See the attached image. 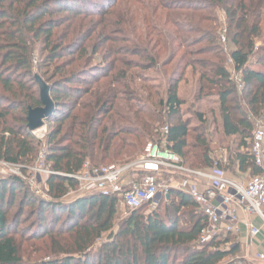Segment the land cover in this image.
I'll return each instance as SVG.
<instances>
[{"label": "trees", "instance_id": "1", "mask_svg": "<svg viewBox=\"0 0 264 264\" xmlns=\"http://www.w3.org/2000/svg\"><path fill=\"white\" fill-rule=\"evenodd\" d=\"M160 1L167 12L160 22L171 25L175 38H160L149 49L141 48L133 39L126 40L132 50L124 49L123 54L136 56L137 61L122 60V50L110 45L102 58L105 72L91 76L87 70H77L88 57L87 48H81L80 42L89 40L77 35L80 29L73 28L74 21H84L91 11L107 17L114 10H105V5L95 10L94 0H0V162L16 167L22 175H0V264H25L17 242L24 236L33 247L40 243L35 252L44 258L35 264H221L239 251V243L230 250L225 248L230 233L224 240L217 236L211 242H202L208 221L198 212L197 204L179 191L170 190L162 202L165 205L147 216L141 210L130 211L117 232L116 199L99 195L69 198L78 187L73 177L87 164L90 168L108 167L99 165L118 159L128 149L133 154L127 153L130 161L124 164H129L136 159L131 160L133 155H144L156 139L155 145L165 139L166 149L178 155L189 169L209 170L214 166L204 130H192L189 122L179 118L184 103L177 89L185 73L196 67L203 70L201 91L219 97L224 136L239 139L232 164L252 177L264 174L250 154V118L264 115V42L257 46L263 31L262 12L254 16L256 10L251 12L245 0ZM213 9L226 13L232 48L229 57L236 73L242 75L241 93L249 116L238 103V87L224 67L222 51L214 43L205 42L215 35L202 33L196 26L207 17L205 11ZM185 34L195 35L191 46L207 43L197 50L199 55L214 54L217 62L188 59ZM104 41L109 42L108 38ZM93 53L97 55V47ZM179 53L182 55L169 78L166 96L146 86V81L141 90L145 94L132 89L136 98L146 100L148 105L133 114L139 128L123 125L130 120L116 110L121 93L115 85L136 88L132 83L139 77L130 71L147 70L141 61H148L149 68L161 65L165 69ZM66 57L67 62L63 61ZM252 60L256 68L251 67ZM73 66L77 68L67 70ZM43 69L46 71L41 76L49 84L55 110L46 120L53 126L42 148V142L28 129L27 116L31 109L41 107L34 71ZM88 76L91 79L84 80ZM80 84L85 88H76ZM197 116L203 119L201 114ZM67 122L71 124L64 130ZM165 124L168 133L158 135V126ZM119 135L131 136L135 142L121 141L112 154ZM42 149L51 175L40 189H33L28 174L38 163ZM218 166L225 170L221 163ZM39 193L47 199L40 198ZM27 208L34 224L19 230Z\"/></svg>", "mask_w": 264, "mask_h": 264}, {"label": "rangeland", "instance_id": "2", "mask_svg": "<svg viewBox=\"0 0 264 264\" xmlns=\"http://www.w3.org/2000/svg\"><path fill=\"white\" fill-rule=\"evenodd\" d=\"M96 4L95 10L98 8H103L105 5V10H114L112 14L105 17L102 15H99L96 11H91L89 13V18L84 19V21L76 20L74 21L75 26L73 28L80 29L79 35L83 39L89 40L87 43L81 41L80 46L81 48H87V56L81 61L79 64L78 71H86L91 76H99L101 73L105 72L106 67H102L101 64H103V56L105 54H108V47L111 45L112 48H114L116 51L122 50V54L120 58L122 60H133L137 61L139 60L136 56L133 55H127L126 53L123 54L124 49L132 50V46L129 43H125L126 40H135V43L140 46L141 48L145 49L153 45L156 41H158L160 38H171L174 39V29L171 27L170 24L165 25V23H161V19H165V15L167 12L161 7V1L160 0H94ZM160 2V3H159ZM247 2V5L250 7V11L256 10L253 15L257 16V14L261 11L262 15L264 16V0H245ZM164 4V2H163ZM92 8V6L90 7ZM94 10V9H93ZM205 14L207 17L202 21L201 24L197 23V27L199 28V31L204 33L207 32L208 34H213L215 37L213 39L209 37L208 44L214 43L217 48H219L222 51L223 56L225 57L223 63L224 67L229 71L231 79L235 82L238 89V94L236 95L238 103L240 107L243 109V111L246 113L247 116L249 110L244 104L243 97H242V82H241V76L240 74H237L234 69V64L231 61L229 54L231 52V47L229 44V40L227 37V23L228 19L226 16V13L222 11L221 9H213L209 11H205ZM159 20V23L156 21ZM68 24H71V21L67 22ZM263 31H262V37L259 42H257V46H261L264 42V24H263ZM174 31V32H173ZM78 36V37H79ZM212 36V35H210ZM185 39L187 40V44L185 45V52L187 53V58H192L195 60H206L208 62H217L214 58V54L210 55H199L200 48H204L207 43L203 42L199 45L191 46L193 43V38H195L194 34H185ZM109 40V42L105 43V39ZM172 42H174L172 40ZM97 47V55L94 56L93 54V48ZM184 50V49H183ZM109 53H112L109 51ZM38 54V53H37ZM181 53L177 54L176 60L170 65L167 66L165 69H161V65L149 68L148 61H141L147 68L145 69H134L130 71V73L134 74L135 76H138V79H135L132 83V87L136 88H129L126 89L122 87L121 85H115L114 88H119L118 91L121 93L120 101L117 103V112L120 111L122 116L127 117L130 120L129 123H123V125H127V127H137L138 124H136V121L133 118V114H135L139 109L142 107L148 105V102L146 100H141L140 98H136V94L132 93V89H135L137 91H141L143 88V82L146 81V86H152V90L155 92L160 93L161 96H166L168 91V82L169 78L177 67V63L181 57ZM112 55H110L111 57ZM116 55H113L111 58H115ZM38 60V59H36ZM69 60V57H66L63 59V61ZM61 61V62H63ZM108 63V62H107ZM254 60L251 61L250 65L252 68H256V66H253ZM78 65V64H77ZM77 66H73L71 69L68 68V71L75 70ZM89 68H93L92 70L94 72H91ZM89 69V71H88ZM44 70V71H43ZM40 71H34L35 78H40L44 83L46 82V79L41 74L46 71V69H43ZM108 70V69H107ZM244 72V71H243ZM247 72V70H246ZM201 73H203V70L201 67H196L195 70L190 68L185 74V79L182 81L177 89V94L180 97V99L183 101V106L181 107L179 118L182 121L189 122L191 124V128H197L199 127L201 130L203 129L205 132V136L207 141L210 144V150H211V157L213 158L215 164L221 163L222 167L225 169V171L228 173V175L234 179H237L239 181H249L252 176L249 172L242 173L238 170L237 167H235L232 162L231 156L233 153L237 150L239 139L237 137H231L227 138L223 134L222 129V118H221V109H220V103H219V97L216 95H207L206 91H201ZM207 74H210V69H207ZM243 74V73H242ZM91 77H85L84 80H90ZM146 79V80H143ZM35 84V82H32V86ZM47 85H49L46 82ZM80 87L76 88H85V84H80ZM35 88H38L36 85ZM141 95L145 94L144 91L140 92ZM137 99L134 101V99ZM147 102V103H146ZM134 107V108H131ZM201 114L203 116V119H200L197 115ZM264 114V113H262ZM146 119L147 115L144 116ZM260 117H255L258 119ZM254 122V121H253ZM71 122H67L65 124L64 130H68ZM52 124H49L48 121L45 122V131H40L37 133V137H33L40 142H42V148L46 144V139L48 134L51 131ZM167 125H159L158 126V135L163 132L164 128ZM140 126H138L139 128ZM193 134V132L191 133ZM157 135V136H158ZM45 137V138H44ZM121 141H125L127 143L135 142V139L131 136L126 135H119L113 142V146L111 148V153L113 154V151L115 149V146H117ZM151 146H154L156 142H152ZM150 146V145H149ZM148 146V147H149ZM147 147V149H148ZM147 149L146 153L147 154ZM43 151V149H42ZM45 154V152L43 151ZM133 154V150H127L122 155L119 156L118 159H112L110 162H107L106 164L99 165V166H115V167H122L126 164H124L127 161H130L129 156L127 155ZM144 154V155H145ZM140 156V155H139ZM138 156V157H139ZM135 159L133 161H136L138 158L137 156L133 155ZM141 157V156H140ZM139 157V158H140ZM4 163H0V175H20V172L12 166L9 165H3ZM214 164V165H215ZM30 178L29 181L32 179V170H30L29 174ZM170 177L169 175L165 174L160 177H158V180L161 184H166L169 181ZM42 199H47L46 196H44L42 193H39ZM39 197V196H38ZM44 197V198H43ZM70 199L73 198V196H69ZM69 200H67L68 202ZM165 205V203H163ZM161 203L158 209L163 206ZM118 214L116 216V221L114 223V230L117 232L119 225L123 220H125L128 216L130 211L124 207L118 206ZM144 216H147L150 213L147 209H142L139 211ZM64 217V216H63ZM62 217V218H63ZM20 229H25L26 227H31L34 224L35 219L30 215V208H27L25 210L24 217L21 219ZM63 222L60 223V226H62ZM29 236V235H28ZM220 237L218 240H224L227 237V234H220ZM27 239V236L24 238H17V242L19 245V250L21 257L23 259V262L26 264L31 263L35 264L38 261L42 260L44 258L43 255L36 253L35 251L39 250L40 243H37L36 246H32L33 244L25 242L24 240ZM23 240V241H22ZM239 243V251L235 255H231L227 257L221 264H250L252 262V257L249 256L246 259H249V262H246V259L243 257L244 254H242L241 249V243L239 237L236 235H231L229 245L225 247L226 249L230 250L231 246L233 244ZM32 246V247H31ZM99 246V245H98ZM223 248V247H222ZM245 256V257H246ZM45 261V260H44ZM42 261V262H44ZM255 264V263H254ZM259 264V263H257ZM260 264H264V262H261Z\"/></svg>", "mask_w": 264, "mask_h": 264}, {"label": "built area", "instance_id": "3", "mask_svg": "<svg viewBox=\"0 0 264 264\" xmlns=\"http://www.w3.org/2000/svg\"><path fill=\"white\" fill-rule=\"evenodd\" d=\"M250 121L253 124L250 154L256 165L264 170V115L258 119L251 116ZM42 130L46 133L45 127L31 133L38 139L36 135ZM167 133L168 129L164 128L163 134ZM165 145V139L161 145H150L147 154L122 167L90 168L87 164L83 171L73 177L78 187L69 196L112 197L117 200V206L129 211L147 209L153 213L167 198L168 192L175 190L190 197L197 204L198 212L207 219L208 226L203 231L202 242H211L220 234L230 233L239 237L244 225L251 238L260 235V229L252 223L241 221L239 211L258 218L264 225V174L249 181H239L230 177L215 162L209 170L189 169ZM31 170V188L40 189L51 175L43 152ZM129 174H140V177L128 179ZM165 174L170 179L166 184H161L158 177ZM256 259L263 262L264 254H258Z\"/></svg>", "mask_w": 264, "mask_h": 264}, {"label": "crops", "instance_id": "4", "mask_svg": "<svg viewBox=\"0 0 264 264\" xmlns=\"http://www.w3.org/2000/svg\"><path fill=\"white\" fill-rule=\"evenodd\" d=\"M239 170V169H238ZM140 177V174H129L128 179H137ZM239 217L242 222H250L252 223L256 228L260 229V235L257 238H251L249 235L248 229H246L245 225L242 227V232L239 235L240 243H241V249L242 254H244V258L252 257V262L250 264H257L261 263L256 259V256L258 254H264V225L262 222L256 218V217H250L246 213H243L242 211H239ZM246 221V222H245ZM249 255V256H246ZM246 256V257H245ZM246 262H249V259H246ZM264 262V261H263Z\"/></svg>", "mask_w": 264, "mask_h": 264}, {"label": "water", "instance_id": "5", "mask_svg": "<svg viewBox=\"0 0 264 264\" xmlns=\"http://www.w3.org/2000/svg\"><path fill=\"white\" fill-rule=\"evenodd\" d=\"M39 86L41 107L31 109L27 116L28 129L36 132L45 127L46 120L53 114L55 105L50 97V88L40 78L36 77ZM168 197V196H167Z\"/></svg>", "mask_w": 264, "mask_h": 264}]
</instances>
